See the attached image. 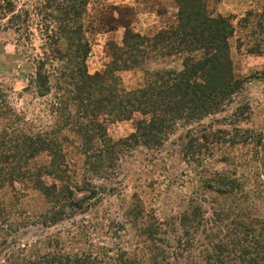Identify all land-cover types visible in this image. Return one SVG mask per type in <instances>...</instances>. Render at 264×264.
Here are the masks:
<instances>
[{"label":"trees","instance_id":"1","mask_svg":"<svg viewBox=\"0 0 264 264\" xmlns=\"http://www.w3.org/2000/svg\"><path fill=\"white\" fill-rule=\"evenodd\" d=\"M173 2L174 20L150 35L131 29L132 16L126 7L108 6L90 19L86 2L79 0H44L35 9L43 40L29 84L40 97L51 93L52 122L42 132L15 129L16 133L5 135L0 130V187L13 188L17 183L21 191H37L47 206L39 221L56 223L66 210L82 209L85 204L73 200L71 185L75 184L69 173L76 165L73 158L81 160L77 189L88 191V201L97 195L91 179H107L119 158L133 147H161L179 126L185 130L177 137L178 152L191 165L195 196L178 218L163 224L136 196L131 197L122 215L133 232V249L129 254L118 250L106 264H264V129L239 126L248 120L243 116L246 106H235L225 115L246 82L234 73L229 56L231 20L209 16L202 0ZM14 4L1 1L0 19L5 17L17 38L28 41L29 12L14 11ZM259 12L250 16L264 38V8ZM117 29L123 30L120 44L105 43L110 61L103 70L89 74L87 33ZM149 53L180 55L181 68L144 70L137 88L122 89L114 73L139 68ZM257 76L264 78V62ZM6 111L0 94V113ZM135 115L133 131L126 137L113 141L106 136V122ZM236 148L246 151L234 156L231 152ZM214 150L221 151L222 166L209 168L207 160ZM241 167L250 175L239 172ZM44 176L52 182L45 184ZM7 217L0 219L2 245L18 227L32 223L23 217L15 226ZM175 229L179 237L170 241L163 237ZM43 241L40 247L13 248L4 263L101 264L89 252L66 256L53 249L42 253L52 245L50 239Z\"/></svg>","mask_w":264,"mask_h":264},{"label":"rangeland","instance_id":"2","mask_svg":"<svg viewBox=\"0 0 264 264\" xmlns=\"http://www.w3.org/2000/svg\"><path fill=\"white\" fill-rule=\"evenodd\" d=\"M10 1L15 3L14 11L29 12L25 26L31 35L28 41L18 39L16 33L6 25L5 17L0 19V94L3 96L5 109L8 110L0 113V130L5 135L16 133L12 131L15 129H20L21 132H42L52 122V114L49 112L51 93L43 97L38 96L29 84V79L34 72L33 60L40 56L39 48L43 40L40 37L39 17L35 16V9L43 5L44 0ZM202 1L209 16L221 15L230 18L233 33L228 41L229 56L234 73L240 78H246L240 92L227 105L229 108L225 115L236 108L235 106H246L243 116L244 119L247 116L248 120L240 122L239 126L263 130L264 78L258 77L257 74L261 71L264 62V38L256 32L250 13H260L259 11L264 8V0ZM79 2H86L88 19L107 11L108 6L128 8L132 16L130 27L141 35H150L163 28L174 20L176 13L173 0H79ZM246 16L250 18L246 19ZM122 33V29L87 33L90 49L85 66L89 74L104 69L110 61L105 43L112 41L119 45ZM63 44L65 43H61ZM180 68V55L163 56L149 53L144 57L139 68L116 71L114 76L118 78L121 88L129 91L141 84L144 70L178 71ZM52 83L54 80L51 78L50 84ZM135 118L136 115L130 120L106 122L104 128L106 136L113 141L126 137L133 131ZM206 122L207 120L204 121ZM184 130L185 128L176 127L174 133L161 147L152 150L137 146L124 153L107 179H91L90 186L97 189V195L88 201L85 200L88 191L77 189L82 173L81 160L73 158L76 165L71 166L69 170L75 184L71 185L73 200H84L85 204L83 203L82 209L66 210L56 223L42 224L39 221L47 206L37 191L32 189L21 191L17 183L13 184L14 190L8 186L0 187V203L4 208L0 213V219L2 215L4 217L8 215L10 222H16L15 226L23 217L32 222L23 228L18 227L16 233L7 238L5 245L1 244L0 233V264H5V255L13 248L22 245L40 247L39 245L46 239H50L52 245L43 249L42 253L53 249L66 256L89 252L91 257L96 254V259L101 261V264L108 263L110 260L107 258L114 257L118 250L129 254L133 249L134 237L122 211L131 197L136 196L145 209L163 224L178 218V214L184 211L188 200L196 194V178L191 165L185 163L178 152L177 137L182 135ZM245 151L236 148L231 154L239 156ZM220 155H222L221 151H213L212 159L207 160L209 168L222 166ZM44 158V154L39 156V159ZM32 162L37 163L35 160ZM242 167L239 168V172L247 173ZM43 180L45 184L52 182L45 176ZM207 198L210 199L208 195ZM202 205L207 210V204L202 203ZM175 235L180 236L179 230L168 232L163 237L170 241ZM183 257L185 258V255Z\"/></svg>","mask_w":264,"mask_h":264}]
</instances>
